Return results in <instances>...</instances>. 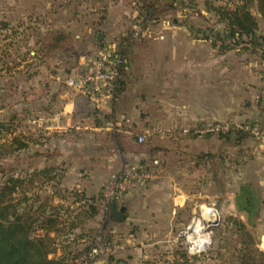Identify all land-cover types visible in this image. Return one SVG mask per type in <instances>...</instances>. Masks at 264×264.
<instances>
[{
    "label": "rangeland",
    "instance_id": "obj_1",
    "mask_svg": "<svg viewBox=\"0 0 264 264\" xmlns=\"http://www.w3.org/2000/svg\"><path fill=\"white\" fill-rule=\"evenodd\" d=\"M68 1L22 0V3L17 4L18 7L8 10L9 3L5 7L6 12L0 11V143L5 142L7 138H10L8 140L10 141L15 135H20L28 142V147L0 156V186L9 178L15 177L24 179L23 188L27 190L29 198H32L33 193L39 194L43 201L49 197L54 204L62 203L65 206L74 200L72 193L77 189H67L55 182L50 183L51 185L31 182V175L35 173L33 169L44 161V157L47 161L50 156L52 162L61 159V157L56 159L60 154L51 156L48 153L49 148L48 145L45 146V143L49 142V136L40 130L43 128L39 127L38 120L40 116L53 114L59 107L58 102L60 101L56 102V100L59 91L63 90V86L66 85L65 80L69 76L67 69L73 68L76 69L75 72L80 71L87 61L97 56L105 44L113 43L117 49H120L122 41L130 36L127 68L120 77L121 96L117 100L110 99V105H113V101L124 102L123 107L127 108V102L134 100L142 107L140 112L143 111V115L148 116L149 120L143 125L126 122V120L124 122L121 111L115 112V110H112L106 117L122 118V127H125V130L130 128L136 141L139 134L146 132L147 140H149L150 136L161 127L159 124L160 100L154 93L152 85L159 81L175 83L179 79L175 74L177 58L152 60L149 53L152 49H176L177 43L170 42L167 46L161 44L149 48L147 41L159 40L168 33H178L174 22L177 20L187 28L185 33L198 41L199 50L209 52L215 49L217 53L215 56L217 65L214 68L200 71L190 81L200 86V100L209 104L201 108L210 111L215 108V111L208 113L210 115L219 113L218 120L214 121H230L235 128L227 134L199 135L195 130L202 124L212 121L201 119L195 126L190 124L187 131L200 138L218 135L230 139L233 144L231 179L232 192H234L235 183L241 178L238 167L240 153L239 149L234 146L241 145L249 149L246 156L253 159L252 149L258 147L259 142L252 134V129L255 124L262 123L264 119L262 103L264 17L258 12L257 4L254 3L251 8L259 22V29L254 36L256 42L244 37L243 41L236 43L234 39L225 37L226 24L219 20L214 11L207 10V3L220 6L224 0H197V2L180 0V5L174 8L171 4L165 3V0H157L149 17L145 12L143 0H118L119 6L116 5L109 12L113 23L106 27L94 25L98 23L99 14L102 13L96 7V2L99 0L87 3L89 5L82 3L83 6L80 7L77 5L78 0H75V6L70 5ZM181 4H185L190 9L187 16L181 14L184 7ZM238 8L239 6L235 9L228 8V10ZM71 17L79 21L85 20L86 24H66V20ZM7 18L10 21L3 20ZM91 21L93 24L87 25ZM67 32L73 36L66 35L57 41L56 36L59 33L66 34ZM75 33H79L80 38H76ZM134 33L136 37L132 36ZM99 35L102 39H99ZM57 48L61 49L57 51ZM190 48L192 46H185V49ZM81 49H84V52L78 56L77 51ZM223 55H226L225 58ZM223 59L226 65L231 64L230 73L227 70L223 72ZM161 60L164 63L162 66ZM220 61L221 64L218 66ZM136 72L140 76L137 79ZM228 79L230 83L225 82ZM228 84H230L229 88ZM143 92L147 93L146 101L141 97ZM173 93L175 94V91ZM178 94L179 96H174L176 100L182 96L181 89ZM228 101H230L229 105ZM213 103L215 106H212ZM91 113L99 117V111ZM158 133L160 134L161 131ZM55 135H51L50 138ZM88 144L91 150L90 139ZM6 147L8 150L12 149L8 143ZM123 153L120 150L116 153L119 163L133 161L125 158V153ZM60 164L63 166V161ZM57 173L62 182L63 176H60L63 174L62 171L58 170ZM207 181H209L207 175L199 179L202 187L199 191L200 198L186 202L174 218L169 216L160 218L157 225L152 227L140 228L130 219L129 216H133V212L128 209L126 218L118 221L110 213L104 214L100 203L97 216L81 217V226L71 235L66 236L70 240H64L66 237L56 234V238L58 236L57 239H60L57 240L58 246L63 243L66 246L70 245L73 249L81 250L79 252L81 256L73 258L71 264H239L240 253L248 247L264 252L261 235L263 229L261 227L257 229L258 226H262L263 221L256 224L258 218L255 217L252 227L241 226L242 220L239 214L231 215L230 212L233 211L228 203L225 205L224 212L223 203L219 198L209 199ZM104 187L105 185L101 191L102 196ZM18 190L21 188L19 187ZM254 191L257 194L260 193L259 188ZM82 192L86 196L95 197L96 201L99 199V190L93 193L84 190ZM19 197H22L21 192L18 194ZM86 202L82 200L74 204L73 208H77L80 213L83 208H88ZM206 207L217 209L218 220L205 222V229L201 234H205L207 238L209 236L210 243L204 251L196 252L190 250L192 243L188 240V236L193 233L197 220L204 219L202 210ZM0 214H2L1 209ZM148 229L154 232L147 233ZM193 238L196 237H191ZM85 247L88 248L85 249ZM59 251L63 252L60 249ZM256 258L257 262H262L258 255ZM250 262L253 260L250 259Z\"/></svg>",
    "mask_w": 264,
    "mask_h": 264
},
{
    "label": "crops",
    "instance_id": "obj_2",
    "mask_svg": "<svg viewBox=\"0 0 264 264\" xmlns=\"http://www.w3.org/2000/svg\"><path fill=\"white\" fill-rule=\"evenodd\" d=\"M92 1L78 0L77 5L80 7L83 6L82 3L90 4ZM194 2H197V0H194ZM9 3L8 10L18 7L17 4L22 3V0H0V11L6 12L5 7ZM68 3L75 6V0H69ZM116 5L119 6L118 0H99V2H96V7L102 13L99 14L98 23H94V25L97 24L100 27L111 25L113 18L109 12ZM181 5L184 6L181 14L187 16L190 9L185 4ZM207 10L210 9L207 8ZM174 22L178 33H168L159 40L147 41L149 48L161 44L167 46L170 42L177 43L176 49H152L149 51L152 60L158 58L168 59L169 57L178 59V62L175 61V65H177L175 74L178 76L179 81L175 83L159 81L152 85L153 90H155L154 93L160 100L159 124L161 127L157 130L161 133L157 134L158 131H156L150 136L149 140L146 139L144 143H139L138 139L136 141L133 138V131L130 128L125 130V127L116 129L108 127V117H106L112 110H115V112L121 111L120 114L123 116L124 122L126 120V122H136L139 125L146 124L149 120L148 116L143 115V111L140 112L142 107L138 103L134 100L133 102L128 100L127 108H125L123 107L124 102L113 101V105H110V99H107L104 108L99 111V117H97L88 109V98L65 85L63 90L59 91L56 100V102L60 101L58 102L59 107L55 109L53 114L40 116L38 120L39 127L43 128L40 130H43L49 136L48 143L50 144L45 143V146L48 145L49 148L48 153L51 156L60 154L56 159L58 157H61V159L52 162L50 156L47 161L44 157V161L40 162L41 164L33 170L55 167L57 171L63 173L60 174V176H63L61 185L65 188L77 189L78 191L84 190L88 193L99 190L100 194L103 186L123 162L119 163L116 155L118 150L125 153H123L126 156L125 158L133 161L149 162L159 157L160 166L157 167L155 179L147 187L127 193L117 203L119 207L125 205L126 210L133 212V216L129 217L140 228L155 226L159 219L165 216L174 218L177 211L181 210L186 202L200 198L201 185L199 179L207 175L209 178V181H207L208 192L210 193L207 195L209 199L219 198L223 203L224 212L225 205L228 203L231 206V211H233L230 214L234 216L239 214L240 220L246 226L252 227V224L249 223L248 213L237 208V193L244 184L251 186L253 191L259 188V194L254 191L255 195L257 194L256 196L261 200V208L256 224L263 221L262 226H258L257 229L261 227L263 229L261 235H264V150L254 147L251 152L254 158L249 159L246 156L249 149L241 145L234 146V148L239 149L240 153L238 167L241 178L239 182L235 183L236 188L232 192L233 144L230 139L218 135L200 138L187 131L190 124L195 126L201 119L218 120L217 118L220 116L218 112L212 115L208 114L213 110L215 111V108L212 111L201 108L209 106V104L200 100V86L190 81L200 71L206 68H214L217 65L215 59L217 53H215V49L209 52L199 50L197 48L199 46L197 45L198 41L185 33L187 28L181 24V21L175 20ZM66 24L84 25L86 21H79L71 17L66 20ZM92 24L93 21L87 23V25ZM179 30L183 32L180 33ZM66 35L73 36L69 32L64 34V36ZM75 37L80 38V34L75 33ZM116 40L118 39L116 38ZM181 43L183 45H180ZM186 45L192 46V48L185 49ZM57 49L59 51L61 48ZM83 52L84 49L78 50V56H81ZM225 56L223 55L224 58ZM223 60V72L225 73L227 70L230 73L231 64L227 63L226 65L225 59ZM160 62L162 66L164 63L162 60ZM220 64L221 61L218 66ZM75 71L76 69L73 68L67 69L68 75L75 74ZM139 77L137 75L136 79ZM225 82L230 83V80H225ZM229 87L230 84H228ZM180 89L182 96L176 100L174 96H179L178 91ZM173 91H175V94ZM141 97L146 101L147 93L143 92ZM228 102L229 105L230 101ZM212 106H215V103ZM101 112H104V114H101ZM175 123L177 125H174ZM53 134L56 135L50 138ZM89 139L91 150L88 144ZM242 153L243 155H241ZM39 156H41L40 153ZM61 161L64 163L63 166L60 164ZM146 232L153 233L154 231L148 229Z\"/></svg>",
    "mask_w": 264,
    "mask_h": 264
},
{
    "label": "trees",
    "instance_id": "obj_3",
    "mask_svg": "<svg viewBox=\"0 0 264 264\" xmlns=\"http://www.w3.org/2000/svg\"><path fill=\"white\" fill-rule=\"evenodd\" d=\"M157 2L156 0H143L148 17L151 16L152 7ZM165 3L171 4L174 8L180 5V0H165ZM254 3L257 4L258 12L264 17V0H241L237 10H228L211 3L206 5L208 9L214 11L220 21L226 24L225 37L227 39H234L237 43L243 41L244 37H248L255 43L254 36L259 29V22L251 10ZM62 38H64L63 33L56 36L57 41ZM214 45L216 44L214 43ZM9 139L7 138L5 142L1 141L0 156L28 147V142L20 135H15L8 141ZM7 143L12 149L8 150ZM58 176L55 167H46L35 170V173L31 175V182H43L47 185L51 182L52 184L54 182L61 184ZM23 186L24 179L15 177L9 178L0 186V209L2 212L0 214V264H71L73 258L81 256L79 253L81 250L73 249L70 245L66 246L63 243L58 246L57 240L60 239H57L58 236L56 238V234L64 237L69 236L81 226L82 216H97L102 193L99 194V199L96 201L95 197L86 196L82 191L77 190L72 193L74 200L65 206L62 203L54 204L49 197L43 201L39 194L33 193L32 198H29L28 192ZM19 187L21 190H18ZM20 192L22 197L18 198ZM82 200L87 201L88 208H83L79 213L77 208H73V205ZM236 205L239 210L248 213L249 223L253 224V219L260 212L261 200L255 195L251 186L248 184L241 186L237 193ZM110 214L112 216V212ZM240 223L241 226L246 227L242 221ZM68 238L66 237L64 240H70ZM59 249L63 252L61 253ZM256 255L261 258L262 262H257ZM238 258L239 264H264V252L253 247L244 249ZM250 259L253 262H250Z\"/></svg>",
    "mask_w": 264,
    "mask_h": 264
},
{
    "label": "built area",
    "instance_id": "obj_4",
    "mask_svg": "<svg viewBox=\"0 0 264 264\" xmlns=\"http://www.w3.org/2000/svg\"><path fill=\"white\" fill-rule=\"evenodd\" d=\"M241 4L240 0H224L220 6L226 9H235ZM136 37V33L132 35ZM131 36L122 41L121 48L117 49L115 44H105L96 57L87 61L80 71L73 75L67 76L65 82L70 88L84 94L88 98V109L91 112L101 111L104 108L107 99L117 100L121 96L122 84L120 77L127 68L128 62V44ZM263 112H264V94L262 96ZM122 118L117 116L108 117L107 125L111 129L122 127ZM233 123L230 121H210L199 126L195 132L199 135H207L211 133H230L234 129ZM252 134L258 140V147L264 150V119L262 123L255 124ZM147 132L138 136V142L144 143L147 139ZM160 166L159 158L151 161H127L122 162L119 168L111 175L103 189L101 199L102 211L104 214L111 213V204L118 202L127 193L147 187L156 177L157 167ZM210 208L214 214L218 215V211L213 207H206L202 210L204 219L197 220L194 228L199 225L200 231L188 236V240L192 243L190 250L196 252L204 251L207 244L210 243V237L205 238V234H201L205 229V222L211 221L208 212ZM195 232V233H194ZM205 236V237H203ZM191 237H196L191 239ZM200 240L203 245L201 246ZM206 240V241H204ZM119 247V245H118Z\"/></svg>",
    "mask_w": 264,
    "mask_h": 264
},
{
    "label": "water",
    "instance_id": "obj_5",
    "mask_svg": "<svg viewBox=\"0 0 264 264\" xmlns=\"http://www.w3.org/2000/svg\"><path fill=\"white\" fill-rule=\"evenodd\" d=\"M99 39H102V36L99 35ZM111 212L114 218H116L118 221H121L126 218V206L123 205L119 207L117 203L113 202L111 204ZM263 244H264V235H262Z\"/></svg>",
    "mask_w": 264,
    "mask_h": 264
},
{
    "label": "bare ground",
    "instance_id": "obj_6",
    "mask_svg": "<svg viewBox=\"0 0 264 264\" xmlns=\"http://www.w3.org/2000/svg\"><path fill=\"white\" fill-rule=\"evenodd\" d=\"M207 212H208V214H209V217L211 218V221H214V215H216V214H214V212L210 209V208H208L207 210H206ZM216 217H217V215H216ZM216 220H218V217L216 218ZM215 220V221H216ZM200 228L201 227H199V225H197L194 229V231L195 232H198V231H200ZM194 232V233H195ZM204 237V236H203ZM205 238H207V237H205ZM204 241H206V240H204ZM200 244H201V246L203 245V243H202V240H200Z\"/></svg>",
    "mask_w": 264,
    "mask_h": 264
}]
</instances>
